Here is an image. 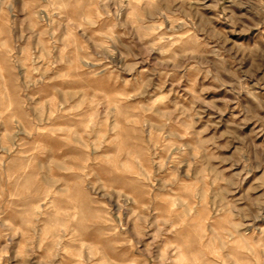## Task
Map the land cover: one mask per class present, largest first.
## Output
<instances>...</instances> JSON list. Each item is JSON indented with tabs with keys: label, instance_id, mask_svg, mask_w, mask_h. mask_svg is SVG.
<instances>
[{
	"label": "rangeland",
	"instance_id": "obj_1",
	"mask_svg": "<svg viewBox=\"0 0 264 264\" xmlns=\"http://www.w3.org/2000/svg\"><path fill=\"white\" fill-rule=\"evenodd\" d=\"M0 264H264V0H0Z\"/></svg>",
	"mask_w": 264,
	"mask_h": 264
}]
</instances>
